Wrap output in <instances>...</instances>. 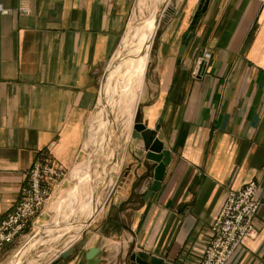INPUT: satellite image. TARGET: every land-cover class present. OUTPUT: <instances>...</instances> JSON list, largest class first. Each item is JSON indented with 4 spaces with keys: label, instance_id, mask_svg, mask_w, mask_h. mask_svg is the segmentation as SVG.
Returning <instances> with one entry per match:
<instances>
[{
    "label": "crops",
    "instance_id": "0c3cea01",
    "mask_svg": "<svg viewBox=\"0 0 264 264\" xmlns=\"http://www.w3.org/2000/svg\"><path fill=\"white\" fill-rule=\"evenodd\" d=\"M202 3L176 0L152 43L139 93L144 125L171 155L160 191L147 200L155 165L146 160L143 141L130 136L117 156L115 185L73 240L75 251L46 264H89L93 248L100 250L97 264H132L134 254L148 262L197 263L228 194L252 181L262 203L258 234L228 264H264V0H209L206 12ZM135 5L0 0L10 11L0 12V224L20 201L41 154L69 176L80 165L101 77ZM205 50L213 58L196 79ZM30 233L0 251V264Z\"/></svg>",
    "mask_w": 264,
    "mask_h": 264
},
{
    "label": "rangeland",
    "instance_id": "374dc122",
    "mask_svg": "<svg viewBox=\"0 0 264 264\" xmlns=\"http://www.w3.org/2000/svg\"><path fill=\"white\" fill-rule=\"evenodd\" d=\"M166 1H168L167 7H165L166 9L174 8L176 0ZM161 6H163V4ZM168 9L166 10V12L164 11L163 13H161L160 22L158 21L159 24L155 30L156 32L153 38L154 41L152 40V42L146 43L144 45V50L141 54H139V56H141L142 58L141 59L139 57L144 71L143 88L146 81L153 44L157 39L158 28L160 27V25H162L163 19L169 13L170 10L168 11ZM156 11H159L158 0H136L135 10L129 23L128 31L124 37L123 43L119 48L117 54L109 64L105 74L101 77L98 108L93 114V118L88 128V138L82 157L83 160L74 172V174L80 173L81 180H79L78 182L74 174L69 176L68 180L61 187L62 189L66 184L64 191L60 195H55V198L49 205L47 211H45V213L37 219L36 227L31 230V236L28 241L18 252L8 258L6 264H12L15 261H20V264H46L48 262L56 260L57 258L60 259L61 253L67 248L69 249V247H72L76 240L67 244H54L56 245V247H53L51 245L54 241L48 240V238L44 239V237H51L52 233L56 235L53 229H61L63 226H67L68 229L76 227L78 228L81 220L83 219L81 218L80 213L84 208V205L89 201H91V204L101 203L104 197L107 198L109 196V190H112L115 185V175L113 174L115 173V168H118L117 156L123 146L124 141L130 136L132 137L136 113L137 111H140L138 107L140 95L138 97L139 99H137L135 109L131 110L132 117H129L130 115L126 116L124 113L121 115V112L117 108L118 105L115 104L113 106V118H111V120L114 119L115 121L112 134L115 136L113 145L114 148H116V153L110 154L107 157H104L105 149L101 141L103 140L104 136V129H102V125L104 127V124L107 121L105 118L104 105H112L115 100L118 101L124 95L125 90L128 88L129 78H127V74L124 73V67L123 69L120 68V64H122L123 61L121 59L122 47L123 49H125L127 46V44L125 43H130V39H132V37H134L133 39H136V36L141 30L140 28H142L145 23V20L149 19ZM131 30L134 31L131 32ZM130 63H134V61H131ZM110 96H112L111 99ZM107 102L109 103L107 104ZM115 143L117 144L115 145ZM92 161L95 165L92 172H95L97 176H93L94 178H91L93 179V182L91 184L93 188L91 190V185L87 183V179L91 177V173L87 168ZM106 169H108L109 171L111 170L108 175H106L108 172ZM21 250L22 252L17 256V254Z\"/></svg>",
    "mask_w": 264,
    "mask_h": 264
},
{
    "label": "built area",
    "instance_id": "2783aa9c",
    "mask_svg": "<svg viewBox=\"0 0 264 264\" xmlns=\"http://www.w3.org/2000/svg\"><path fill=\"white\" fill-rule=\"evenodd\" d=\"M0 12L10 11L0 6ZM213 54L205 50L196 63L194 78L203 77ZM67 170L46 154L34 162L28 182L21 189V199L0 224V251L36 227L37 219L53 202L55 192L68 180ZM259 187L252 181L231 191L211 226V239L200 261L194 264H228L242 244L257 236L255 220L260 213Z\"/></svg>",
    "mask_w": 264,
    "mask_h": 264
},
{
    "label": "bare ground",
    "instance_id": "6f19581e",
    "mask_svg": "<svg viewBox=\"0 0 264 264\" xmlns=\"http://www.w3.org/2000/svg\"><path fill=\"white\" fill-rule=\"evenodd\" d=\"M167 3H168V1H166V0H158L159 11H156L149 19L145 20L144 25L142 24L143 27L140 28L141 29L140 32L138 30L139 34L136 36V39H133L134 37H132V39H130V41H131L130 43L129 42L125 43L126 40L124 41V43L127 44V46H126V48L124 47L125 49H123V47H122V52H121L122 58L121 59L123 61H122V64H120V68L123 69V67H124V69H125L124 73H126L127 74L126 76H128L127 78H129V84H128V88L125 90L124 95L118 101L115 100L112 105H110V104L108 106H105L106 104L104 105L105 118L107 120L104 124V127L102 125V129H104V136H103V140H101V141H102L103 147L105 149V151H104L105 156L104 157H107L110 154L116 153V148H114V145H113V141H114L115 136L112 134V130H113L115 121H114V119L111 120V118H113V106L115 104L118 105L117 108L121 112V115L124 113L126 116L130 115L129 117H132L131 110L135 109V105L137 103V99L139 97V93L142 89L143 81H144L143 80L144 79V76H143L144 71L142 68L141 60H140L141 56H139V54H141L142 51L144 50V45L146 43L152 42L154 35H155V32H156L155 30L158 26V21H159L160 15H161V11L164 7H167ZM162 4H163V6H161ZM136 27H139V26H136ZM129 29H131V28H129ZM133 31L131 30V32H133ZM131 61L132 62L134 61V63H130ZM111 97L112 96H110V99H111ZM108 99H109V97H108ZM108 103L109 102H107V104ZM130 122H131V120H130ZM108 136H109V138H108ZM121 142H123V141H121ZM116 144L117 143H115V145ZM99 149H101V148H99ZM95 157H97V156H95ZM94 166H95L94 162L92 161L87 168L88 170H90V173H91V177H89L87 179V183H89L90 185L93 182L92 181L93 179H91V178H94L93 176H97L95 174V172H92ZM74 176H76V179L78 180V182H79V180H81L80 173H76V174H74ZM90 188L92 190L93 186L91 185ZM96 205L97 204H94V203L91 204V201H89L88 203H86L84 205V208L82 209V211L80 213V216L83 219L81 220V223L79 224L78 228L76 227V228L68 229L67 226H63L61 229H53V231H55L56 235H54L52 233L51 237L46 236V237H44V239L48 238V240L54 241L53 244L51 245L53 247H56V245H60L63 243L67 244L69 242H72L73 240L76 239L77 236H79L81 230L85 227V225L88 223V221L91 220V216L93 215L94 207H96ZM54 244H56V245H54ZM21 252H22V250L17 254V256L20 255ZM19 258H21V257H19ZM23 258H24V255H23ZM19 262L20 261H15L12 264H20Z\"/></svg>",
    "mask_w": 264,
    "mask_h": 264
},
{
    "label": "water",
    "instance_id": "95a60500",
    "mask_svg": "<svg viewBox=\"0 0 264 264\" xmlns=\"http://www.w3.org/2000/svg\"><path fill=\"white\" fill-rule=\"evenodd\" d=\"M208 4H209V0H203L201 7L203 12H206ZM167 9L164 7L161 13H163L164 11L166 12ZM169 10L171 9H168V11ZM160 19H161V15L159 18V22ZM190 39H191L190 35H187L185 37V44L181 50L180 62L182 60V57L185 53V49ZM132 139L143 141L144 148L147 151L145 158L149 163H151V165H155L153 172V183L151 185L147 197V200H149L151 196L158 193L161 189V185L165 177L166 169L170 166L171 163V155L169 152L165 151L164 145L159 140H157L155 133L149 130L144 125L140 111H137L136 113L134 129L132 132ZM74 251H75L74 247H71L70 249H68L67 251L61 254L60 259L67 258ZM99 256H100V250L93 248L89 250L86 258L89 264H97L98 263L97 258ZM131 262L132 264H162V261L157 259H153L150 262L144 261L135 254L131 256Z\"/></svg>",
    "mask_w": 264,
    "mask_h": 264
}]
</instances>
